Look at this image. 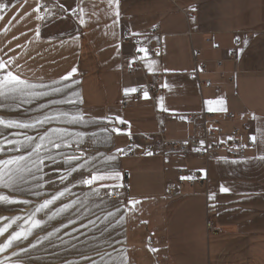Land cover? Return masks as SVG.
I'll list each match as a JSON object with an SVG mask.
<instances>
[{
  "label": "crops",
  "instance_id": "1",
  "mask_svg": "<svg viewBox=\"0 0 264 264\" xmlns=\"http://www.w3.org/2000/svg\"><path fill=\"white\" fill-rule=\"evenodd\" d=\"M56 1L68 14L47 25L39 0L4 1L0 61L33 84H70L61 94L102 152L100 172L120 174L94 184L125 194L131 264H264V0ZM125 34L145 49L140 67ZM237 130L245 144L256 137L240 157L127 155L131 138L213 146ZM180 168L186 180L168 194Z\"/></svg>",
  "mask_w": 264,
  "mask_h": 264
},
{
  "label": "rangeland",
  "instance_id": "2",
  "mask_svg": "<svg viewBox=\"0 0 264 264\" xmlns=\"http://www.w3.org/2000/svg\"><path fill=\"white\" fill-rule=\"evenodd\" d=\"M5 0H0L4 5ZM3 8H0V15ZM7 71L0 69V77ZM58 85L36 88L35 92H49L44 98L31 96L19 98L16 101L0 100V118L30 121L37 117L43 118L47 113L55 115L67 112L78 114L76 103L51 105L52 100L64 99L65 95L52 92ZM73 100V99H72ZM74 101V100H73ZM41 105H50L41 108ZM50 128H67L80 136H70L67 139L72 147L62 146L55 149L48 146L42 149L44 163L35 177L31 160L29 167L22 173L26 180H20L23 191H10L7 187H0V195L9 196L17 200L27 199L28 204L4 203L0 201V262L4 264H131L127 256L125 215L126 198L114 200L104 193L106 188H97L81 184V178H88L101 170L102 152L94 149L88 142L86 131L89 127L83 123L66 124L53 121L44 125L38 131L7 129L0 125V159L14 156H30L27 149L14 150L13 145L6 140L23 139L17 132L37 136ZM79 141V143H76ZM55 156L53 162L48 153ZM6 153V154H5ZM65 154L81 156L79 170L69 172L70 165L64 163ZM65 177V179H61ZM6 183V181H5ZM112 189V188H110ZM64 191L65 195L47 209L40 212L35 210L45 199H51L54 194ZM35 193V194H34ZM65 204L69 207L57 215V210ZM38 219L41 226L34 227L32 221ZM6 229V230H5ZM131 231V235H132ZM20 234V239H13ZM11 241V244H9ZM7 246V247H5Z\"/></svg>",
  "mask_w": 264,
  "mask_h": 264
},
{
  "label": "snow or ice",
  "instance_id": "3",
  "mask_svg": "<svg viewBox=\"0 0 264 264\" xmlns=\"http://www.w3.org/2000/svg\"><path fill=\"white\" fill-rule=\"evenodd\" d=\"M6 7L5 5H0V8ZM43 7V5H42ZM62 8L63 5H60ZM37 19H43L39 16L40 8L35 9ZM80 12H83V9H80ZM117 18L119 17V12H116ZM2 19V16H0ZM80 23L83 24L84 20L81 18ZM141 51H145V49L141 48ZM11 63V61H0V69H4L6 64ZM76 69H72V72L68 75L62 77V80L67 81L69 77L75 73ZM54 83L60 84V81H54ZM49 87L47 85H37L28 82L26 79H21L19 75H14L12 71H8L6 75L0 77V100L3 101H16L22 97L31 96L33 98H44L49 96L51 93L49 92H35L36 88ZM70 84H61L60 87H56L52 89L53 93L60 94L65 91V89L69 88ZM131 91H135L132 89ZM147 92L144 93L145 98H147ZM74 101L71 99L70 95L65 94L64 99L60 100H52L50 102L51 105L56 104H71ZM209 103H212L211 101ZM50 105H41V108L48 107ZM53 121H62L66 124H78V123H86L84 121L83 116L81 115H70L67 112L56 113L55 115L45 114L43 118L37 117L34 120L30 121H20L14 119L5 120L0 118V125L4 126L7 129H20V130H33L38 131L46 124H50ZM120 123H124V121H120ZM116 131H119L118 129ZM3 135V133H0ZM17 136H23V139L16 140H6L7 144L13 145L14 150H23L27 149L30 152L29 157H25L24 155L14 156L7 159H0V187H7L10 191H23V189L19 185L20 180H26V178L22 175V173L29 167L27 161L30 159L32 166H34V171L31 172L32 176L35 177L36 173L40 171V165L44 163V156L42 154V149L51 146L55 149H60L62 146L72 147V144L67 139L70 136H80L81 133H72L67 128H50L39 134L37 136L26 135L25 132H17L15 133ZM253 142L256 141V137H252ZM79 143V141H76ZM3 148H0V152H3ZM118 151L123 152V149H118ZM6 154V153H5ZM152 153H149L151 155ZM49 158L55 162V156L52 155L51 152L48 153ZM82 157L74 154H65L64 163H68L70 165L68 171L73 172L79 170L81 167L80 164H73V161H79ZM111 159H115L112 157ZM261 160H264V156L260 157ZM120 174L115 173L114 175H109L107 173L100 172L96 170L95 174H92L88 178H81L80 183L88 186H92L94 183L98 181H103L105 179H119ZM61 179H65V177H61ZM6 181V183H5ZM221 192H228L229 189L226 187H221ZM35 194V193H34ZM65 195L64 191H60L58 194H54L51 199H45L44 202L40 205V208L36 209V212H40L43 209H47L49 205L54 204L57 200ZM0 201L4 203H30L29 200H17L14 198H10L9 196L0 195ZM69 206L65 204L62 208L57 210V215L63 213ZM34 227L41 226V221L38 219H34L32 221ZM6 230V229H5ZM13 239H20V234L14 236ZM11 244V241H9ZM7 247V246H5ZM0 264H4V262H0Z\"/></svg>",
  "mask_w": 264,
  "mask_h": 264
},
{
  "label": "built area",
  "instance_id": "4",
  "mask_svg": "<svg viewBox=\"0 0 264 264\" xmlns=\"http://www.w3.org/2000/svg\"><path fill=\"white\" fill-rule=\"evenodd\" d=\"M43 5V7H42ZM60 3L56 0H39V8H40V17L41 22L43 25H47L55 20H58L62 18L63 16L67 15V11L65 10L64 7H60ZM126 40L128 42L135 44L134 46L136 47L135 51V57H136V62L134 66L140 67L141 63V57H142V52L141 50L138 49V44H139V38L132 37L130 35L125 34ZM159 76H153L151 80V86L154 91H158L157 87L159 85ZM144 93L143 88L138 89V94L141 95ZM166 119L168 118L167 116H164ZM181 119V117H179ZM230 119H234L235 115L230 114L229 115ZM122 127L125 130L126 123H122ZM223 132L221 129L211 131L207 133V138H212V137H218L222 136ZM253 147V142H248V144H245L242 139H241V131L237 130L232 132L230 135H227V140L224 142H218L214 144L213 146H208V145H201L199 141L192 140V141H187V142H174V141H169L166 139H161V140H152V139H146L144 144L141 146H138L135 139L131 138L129 145H128V151L127 155L129 157H138L141 159H145L147 157L151 156H176V157H186V156H196V157H204L205 159H211L218 157L221 154V151L225 152V155L229 157H240L244 156L249 148ZM149 153H152L149 155ZM187 174V169L186 168H180L178 170V179L177 183L168 185L166 187V191L168 194H176L179 192V188L181 187V183L186 180V175ZM205 177L203 175V169H197L195 172V176L193 179H190V182L193 184L199 183L201 185L204 184L205 182ZM104 193L109 195L112 199L114 200H119L122 199V197L125 195L124 192L121 190H114L110 188H105ZM209 227L211 225L209 224ZM152 242V239L149 240V243Z\"/></svg>",
  "mask_w": 264,
  "mask_h": 264
}]
</instances>
